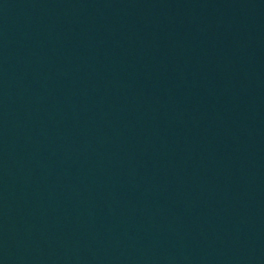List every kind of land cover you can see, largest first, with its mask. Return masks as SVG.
Listing matches in <instances>:
<instances>
[{
    "label": "water",
    "instance_id": "95a60500",
    "mask_svg": "<svg viewBox=\"0 0 264 264\" xmlns=\"http://www.w3.org/2000/svg\"><path fill=\"white\" fill-rule=\"evenodd\" d=\"M0 264H264V0H0Z\"/></svg>",
    "mask_w": 264,
    "mask_h": 264
}]
</instances>
